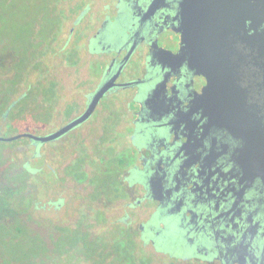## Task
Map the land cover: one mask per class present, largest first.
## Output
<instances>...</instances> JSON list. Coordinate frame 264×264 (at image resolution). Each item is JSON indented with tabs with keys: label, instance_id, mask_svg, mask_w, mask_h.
Returning a JSON list of instances; mask_svg holds the SVG:
<instances>
[{
	"label": "flooded vegetation",
	"instance_id": "af4514ba",
	"mask_svg": "<svg viewBox=\"0 0 264 264\" xmlns=\"http://www.w3.org/2000/svg\"><path fill=\"white\" fill-rule=\"evenodd\" d=\"M184 1L37 0L0 27V130L18 128L4 137L50 135L110 85L57 138L0 141V207L22 188L46 247L94 208L110 223L93 232L121 224L138 264H264V43L253 11L230 12L185 47Z\"/></svg>",
	"mask_w": 264,
	"mask_h": 264
},
{
	"label": "trees",
	"instance_id": "16d2710c",
	"mask_svg": "<svg viewBox=\"0 0 264 264\" xmlns=\"http://www.w3.org/2000/svg\"><path fill=\"white\" fill-rule=\"evenodd\" d=\"M22 188L18 187L0 207L10 213V219L0 226V262L14 261L21 264H125L130 258V264H138L134 255H128L127 239L132 234H126L121 224L114 226L112 231L103 230L94 233L92 219L107 225L109 218L104 211L94 208H84L79 229L70 225L61 228L62 236L56 241L52 250L44 245L41 236L28 231L29 224L22 217L25 208L21 205L19 196ZM95 214L92 215V211ZM12 219V220H11ZM5 221V220H4ZM125 236L127 238H125ZM78 260V262H77Z\"/></svg>",
	"mask_w": 264,
	"mask_h": 264
},
{
	"label": "water",
	"instance_id": "95a60500",
	"mask_svg": "<svg viewBox=\"0 0 264 264\" xmlns=\"http://www.w3.org/2000/svg\"><path fill=\"white\" fill-rule=\"evenodd\" d=\"M210 3V5H208ZM218 3H230L231 6H221ZM241 4V6H240ZM253 11V28L255 32L253 36L257 35V41L264 43V29L261 31L258 28L264 23V0H187L183 3V25H182V42L185 44L193 36L195 40L197 37L204 40L208 35L214 37V31L217 28L227 26L230 22L237 23V17L230 16V12L241 13L242 23L250 19V12ZM254 41V40H253ZM264 50V47L262 48ZM198 58V57H197ZM202 58V56H200ZM110 85L107 84L101 88L96 97L91 102L87 111L78 119L65 125L58 131L47 135L39 136L29 133L17 134L9 137L0 136V141H11L21 136H30L37 141H48L57 138L70 128L85 120L93 111L98 102L99 97Z\"/></svg>",
	"mask_w": 264,
	"mask_h": 264
},
{
	"label": "rangeland",
	"instance_id": "374dc122",
	"mask_svg": "<svg viewBox=\"0 0 264 264\" xmlns=\"http://www.w3.org/2000/svg\"><path fill=\"white\" fill-rule=\"evenodd\" d=\"M36 2L37 0H9L8 2H6V0H0V10L1 12L3 11L0 15L3 18V25L0 27H5L3 31L12 33V30L16 27V25L15 27L13 25L15 22L17 24L18 21L22 23L28 22V19L34 14L33 6H36ZM37 7L38 5L36 6L35 10L37 9ZM7 27L8 29L6 30ZM17 130L18 128L14 126L3 131L0 130V134L3 136H7ZM22 142H25V140L23 139ZM5 145V142H0V148Z\"/></svg>",
	"mask_w": 264,
	"mask_h": 264
}]
</instances>
